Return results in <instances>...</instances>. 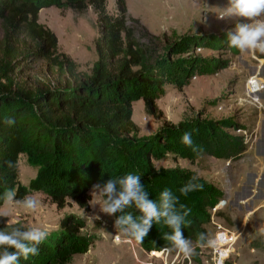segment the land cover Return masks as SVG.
<instances>
[{"label": "rangeland", "instance_id": "374dc122", "mask_svg": "<svg viewBox=\"0 0 264 264\" xmlns=\"http://www.w3.org/2000/svg\"><path fill=\"white\" fill-rule=\"evenodd\" d=\"M121 1L130 40L147 51L151 62L166 63L179 84L163 88L154 103L156 115L148 114L142 101L132 104V122L138 130L135 139L159 138L165 150L152 160L157 170L192 172L220 192L210 210L207 233L208 240L219 230L233 235L224 264H264V54L228 46L226 33L236 23L246 22L244 18H218L228 0ZM63 2L60 8L41 9L38 23L55 36L58 62L66 57L77 73L90 75L98 59L96 43L102 36L98 14L93 6L77 11ZM104 10L108 18L122 15L118 0H105ZM14 66L13 78L31 87L52 88L68 78L64 70L42 60L17 58ZM251 80L257 86L254 94L248 90ZM206 124L218 127L231 139V148L238 146L242 151L223 159L206 156L193 161L167 151L178 138L167 137L165 128L189 125L200 133ZM17 168L20 185L39 200V206L29 212L18 205L11 209L3 205L0 212H10L4 217L8 224L25 229L45 227L50 234L59 231L62 219H80L84 227L79 235L86 250L71 255L66 264H213L208 240L205 247L192 248L190 257L177 249L148 253L115 228L119 213L108 216L100 212L92 188L88 211L69 201L58 209L46 194L29 189L39 168L26 155L19 157Z\"/></svg>", "mask_w": 264, "mask_h": 264}, {"label": "trees", "instance_id": "16d2710c", "mask_svg": "<svg viewBox=\"0 0 264 264\" xmlns=\"http://www.w3.org/2000/svg\"><path fill=\"white\" fill-rule=\"evenodd\" d=\"M62 1L77 11L93 6L98 14L102 36L96 43L98 59L90 75L77 73L66 57L58 62L55 36L38 23L41 9L60 8ZM104 4L105 0H0V193L14 188L17 199L28 195L19 183L17 162L21 155L39 168L29 189L46 194L58 209L69 201L88 211L93 185L137 174L149 199L158 202L165 188L177 197L176 211L183 215L180 230L196 251L207 244L210 210L221 194L192 172L157 170L152 160L165 150L159 138L135 139L138 130L132 122V104L142 101L146 112L156 115L154 103L163 88L179 84L166 63L151 62L147 51L130 40L122 1L118 0L122 15L116 19L105 15ZM17 58L42 60L64 70L68 78L52 88L27 86L13 78ZM192 129L189 125L165 128L167 137L178 138L170 142L167 151L190 161L206 156L223 159L242 151L238 146L231 148V139L215 125H204L200 133ZM185 133L190 135L191 147L181 142ZM193 177L192 182L202 188L182 195L179 189ZM126 213L134 218L140 215L134 206L119 215ZM83 227L78 218L62 219L59 231L39 246L38 255L21 259L20 264H66L71 255L86 250L79 235ZM12 228L25 230L0 217V230ZM170 234L162 221L153 223L140 245L148 253L175 250L167 239Z\"/></svg>", "mask_w": 264, "mask_h": 264}, {"label": "clouds", "instance_id": "9594fccd", "mask_svg": "<svg viewBox=\"0 0 264 264\" xmlns=\"http://www.w3.org/2000/svg\"><path fill=\"white\" fill-rule=\"evenodd\" d=\"M226 17L244 18L246 22H238L234 28L226 33L227 44L239 52L254 51L264 54V0H228L225 8L220 10L219 19ZM7 123L11 124L9 120ZM181 142L191 147L192 140L188 133L181 137ZM196 149L193 148V151ZM191 178L179 189L182 195L202 188V185L193 183ZM92 199L99 204L100 212L112 216L116 213H124V210L134 206L140 215L133 217L131 213L119 215L114 226L124 236L130 238L135 244H141L149 233L153 223L163 225L171 229L167 235L176 249L184 257H190L193 249L183 237L181 224L183 215L176 211V200L171 190L165 188L159 193L158 202L149 199V193L141 183V176L127 173L119 178L107 180L103 185L92 186ZM39 200L33 195H25L17 199L14 188L5 189L0 193V206L7 205L9 209L20 206L26 211L35 212L39 206ZM187 211H190L187 210ZM185 211L184 215H187ZM9 211L0 212V217H8ZM99 218V217H98ZM50 233L45 227H28L25 230L12 228L10 231L0 230V264H20V260H28L30 256H36L39 246L49 237ZM201 235L200 239H203ZM225 242V236L220 233L208 240L211 248H218ZM12 251H9V250Z\"/></svg>", "mask_w": 264, "mask_h": 264}, {"label": "built area", "instance_id": "2783aa9c", "mask_svg": "<svg viewBox=\"0 0 264 264\" xmlns=\"http://www.w3.org/2000/svg\"><path fill=\"white\" fill-rule=\"evenodd\" d=\"M215 209V208H214ZM214 209L212 210L214 212ZM222 233L225 236V242L221 244L218 248H212V262L213 264H224L225 260L228 257V254L231 251V246L234 243V237L233 235L229 234L228 232L224 230H219L217 234Z\"/></svg>", "mask_w": 264, "mask_h": 264}, {"label": "bare ground", "instance_id": "6f19581e", "mask_svg": "<svg viewBox=\"0 0 264 264\" xmlns=\"http://www.w3.org/2000/svg\"><path fill=\"white\" fill-rule=\"evenodd\" d=\"M259 89V88H258ZM248 90L250 91L251 94H254L257 92V86H256V82H254L253 80H251L248 83Z\"/></svg>", "mask_w": 264, "mask_h": 264}]
</instances>
